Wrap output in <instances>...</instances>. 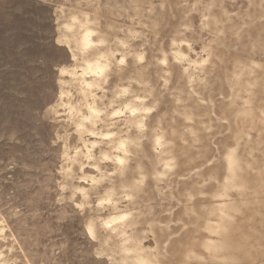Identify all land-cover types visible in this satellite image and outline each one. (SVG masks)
Segmentation results:
<instances>
[{
  "label": "rangeland",
  "instance_id": "rangeland-1",
  "mask_svg": "<svg viewBox=\"0 0 264 264\" xmlns=\"http://www.w3.org/2000/svg\"><path fill=\"white\" fill-rule=\"evenodd\" d=\"M0 264H264V0H0Z\"/></svg>",
  "mask_w": 264,
  "mask_h": 264
}]
</instances>
